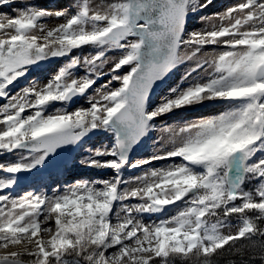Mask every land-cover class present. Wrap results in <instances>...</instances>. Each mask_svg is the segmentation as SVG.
Here are the masks:
<instances>
[{"label":"snow or ice","instance_id":"snow-or-ice-1","mask_svg":"<svg viewBox=\"0 0 264 264\" xmlns=\"http://www.w3.org/2000/svg\"><path fill=\"white\" fill-rule=\"evenodd\" d=\"M213 3L0 0L14 13L0 12V264H264V0L188 30ZM49 63L62 66L30 78ZM78 97L87 106L69 110ZM203 108L221 110L161 119ZM150 132L152 154L129 162ZM98 134L110 144L80 163L108 178L15 193Z\"/></svg>","mask_w":264,"mask_h":264},{"label":"rangeland","instance_id":"rangeland-1","mask_svg":"<svg viewBox=\"0 0 264 264\" xmlns=\"http://www.w3.org/2000/svg\"><path fill=\"white\" fill-rule=\"evenodd\" d=\"M49 0H35L36 3H38L40 6H43V7H48V6H54L53 9H57V8H60V7H63L65 6L67 3H68V0H52V2H48ZM237 2V0H219V1H214L213 5L209 6L204 12H198L196 13L195 15L193 16H190L191 18V24L189 25V30H192L194 28H200V27H203L202 24L198 23L199 21V18L201 16H205L207 14H211V13H215V12H219V11H222L224 10L227 6L233 4ZM14 7H23L22 4H15L13 5ZM48 8H52V7H48ZM0 12H9L10 14L14 15V13H11V9L10 8H0ZM62 66V64H56L52 70H50L48 72V77L50 78V76L52 74L55 73V71L58 70V67ZM37 68V67H36ZM38 69H44V67H39ZM184 71V69H183ZM78 74H83L82 72L81 73H78ZM176 75H178V70L175 71V74L172 75V78L171 80L168 81L167 84H165L164 86L161 87V90L159 92H157L153 98H152V105L154 103H159L160 101V96L162 91L164 92L166 90V94L168 93V89L175 86V84L177 83V81L179 80V78L177 79V81L175 82L174 85L173 82L175 80V78L177 77ZM40 80V79H39ZM156 96H158L157 100H156ZM159 100V101H158ZM85 104V100L83 101V97H78L76 98L73 103L69 106V110L72 109V106H77L78 104ZM59 106V105H58ZM49 110H53V109H49ZM221 109H218V108H203V109H198V110H189V111H181V112H177L173 114H170L168 117L171 118V119H175V121H170L169 124H172L174 122H178V121H182L183 119H186V118H195L197 116H200V115H209V114H215L217 113L218 111H220ZM199 112H203V114H198L197 116H194L195 114L199 113ZM214 112V113H213ZM178 115H181L180 118L178 117ZM167 117V118H168ZM166 117L164 118H161L163 121H166L165 120ZM157 124H159L160 122L157 121L156 122ZM157 134V133H156ZM152 135H153V132H150L148 136H146L142 142L139 144V146L137 147V149L135 150L131 160L129 162H132L134 158H136V155H139V154H150L152 151H153V144H152V141L155 139H152ZM111 142V137L107 134H98V135H94V136H89V137H86L83 141H81L78 145L76 146H69L68 149H67V159L65 160V162L63 163V165L61 166V168H57L55 170V168L53 167V164L51 161H47L49 162L50 164V169L54 170V172H57V175H61V174H64L62 170H68L69 167L73 166V167H77L79 169V172L80 171H92L93 169L92 168H87V167H84L83 165H81L80 161L81 159L85 158L86 156H89L90 153L86 152L85 149L87 148H91V149H95L97 147H100L101 145L103 144H110ZM91 143V144H89ZM84 145V146H83ZM78 160H77V157L76 155H78ZM75 160V161H74ZM75 163V164H74ZM132 171H128L127 167L124 169V175L126 177L128 176H134V175H137L138 173H131ZM110 175H112L111 171L109 170L104 176L106 178H108ZM23 177V178H21ZM19 178V181H18V184H17V187L15 189V193L16 194H19L23 191H28L30 189L28 188H23V190H20L19 186H20V183L24 180H26L28 178V175L27 174H23ZM82 179V177L78 176L75 180H80ZM41 181V180H39ZM38 181V182H39ZM48 185V184H47ZM34 189V188H32Z\"/></svg>","mask_w":264,"mask_h":264},{"label":"bare ground","instance_id":"bare-ground-1","mask_svg":"<svg viewBox=\"0 0 264 264\" xmlns=\"http://www.w3.org/2000/svg\"><path fill=\"white\" fill-rule=\"evenodd\" d=\"M214 1H219V0H214ZM48 2H52V0H49ZM48 7H52V9L54 8V6H48ZM188 30H189V28H188ZM55 65H56V63H49L48 65L44 66V69H38L39 67L34 68L29 73V76H30V78H39L41 82H46L47 79L49 78L47 76L48 72L50 70H52ZM185 67L186 66L181 65V67L178 69V75H176L177 77L175 78L172 85H174L175 82L177 81V79L183 74V69ZM99 83H102V81H97V84H99ZM24 84H27L26 80L24 81ZM21 86H23V84ZM165 95H166V90L164 92L162 91L160 96L164 97ZM157 97L158 96H156V100L159 98V97L158 98ZM162 97H160V101L158 100L159 103L161 102ZM84 100L85 99L83 98V101ZM157 104L158 103H154L152 105V107H155ZM79 106H85L86 107L87 105H86V103L85 104L80 103L77 106H72V109L79 107ZM198 114H203V112H199V113L195 114L194 116H197ZM174 115H175V113H174ZM180 116L181 115H178L179 118H180ZM165 120L168 124L170 121H175V119H171L169 117L168 118L166 117ZM156 135H157L156 132H153L152 139H154L156 137ZM89 144H91V143H89ZM151 154H152V152L150 154L136 155V158H134L133 161L138 160V159L148 158ZM78 156H79V154L76 155L77 160H78ZM62 171L64 174L57 175V172H54V170L50 169L49 162H46L45 167L38 169V170H35L32 173H27L28 178L20 183L19 188H20V190H23V188H28V189L34 188L36 191H40L42 188L51 190L52 187H55L57 185L71 184L72 182L76 181L75 179L78 176L82 177V179H88V180L106 178L104 175L109 170H95V169H93L92 171L87 170V171H80L79 172V169L77 167L71 166L68 168V170H66V171L62 170ZM139 171H140V169H135V170H132L131 173L136 174ZM21 178H23V177H21ZM39 180H41V181H39Z\"/></svg>","mask_w":264,"mask_h":264},{"label":"water","instance_id":"water-1","mask_svg":"<svg viewBox=\"0 0 264 264\" xmlns=\"http://www.w3.org/2000/svg\"><path fill=\"white\" fill-rule=\"evenodd\" d=\"M190 22H191V19L189 18V24H190ZM163 85V82H161L156 88H155V92L161 87ZM138 146V145H137ZM136 146V147H137ZM66 149L67 148H64V149H60L58 152H57V154L55 155V156H53V157H50L49 158V160H52V161H54L55 163H56V166H60L61 165V163L65 160V151H66ZM136 149V148H135ZM134 149V150H135ZM134 150H133V152H134ZM133 152H132V155H133ZM132 155L130 156V158H129V161L131 160V157H132Z\"/></svg>","mask_w":264,"mask_h":264}]
</instances>
